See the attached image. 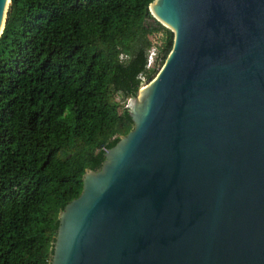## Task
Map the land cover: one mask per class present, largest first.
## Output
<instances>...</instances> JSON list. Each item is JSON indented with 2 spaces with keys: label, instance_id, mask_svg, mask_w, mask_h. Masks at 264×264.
<instances>
[{
  "label": "water",
  "instance_id": "95a60500",
  "mask_svg": "<svg viewBox=\"0 0 264 264\" xmlns=\"http://www.w3.org/2000/svg\"><path fill=\"white\" fill-rule=\"evenodd\" d=\"M149 12L172 49L126 104L132 129L60 203L49 264H264V0Z\"/></svg>",
  "mask_w": 264,
  "mask_h": 264
},
{
  "label": "trees",
  "instance_id": "16d2710c",
  "mask_svg": "<svg viewBox=\"0 0 264 264\" xmlns=\"http://www.w3.org/2000/svg\"><path fill=\"white\" fill-rule=\"evenodd\" d=\"M152 2L10 0L0 36V264H49L60 203L80 195L85 170L132 129L116 96L133 98L172 49Z\"/></svg>",
  "mask_w": 264,
  "mask_h": 264
},
{
  "label": "rangeland",
  "instance_id": "374dc122",
  "mask_svg": "<svg viewBox=\"0 0 264 264\" xmlns=\"http://www.w3.org/2000/svg\"><path fill=\"white\" fill-rule=\"evenodd\" d=\"M149 40L151 41L153 47L151 48V50L149 51L148 54V64L147 66L149 68H153L154 64H155V60H156V55H157V47H159L161 45V41H162V36L159 34H155L149 37ZM159 63V62H158ZM116 101L120 104V105H125L128 103V101H125L123 98H121V96L117 95L116 96Z\"/></svg>",
  "mask_w": 264,
  "mask_h": 264
}]
</instances>
